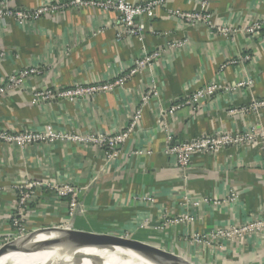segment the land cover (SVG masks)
Masks as SVG:
<instances>
[{"label":"crops","instance_id":"crops-1","mask_svg":"<svg viewBox=\"0 0 264 264\" xmlns=\"http://www.w3.org/2000/svg\"><path fill=\"white\" fill-rule=\"evenodd\" d=\"M5 1L11 8L25 10L47 2ZM162 1L164 7L142 19L140 38L117 39L116 13L90 8L69 7L21 24L0 21V50L5 53L0 62V82L25 67L42 70L25 81L24 93L11 91L0 98V128L9 133L51 127L64 133L111 135L127 125L151 81L156 82L160 93L159 99L143 107L140 127L122 145L118 158L108 163L102 150L92 144L55 142L20 148L0 141V247L10 232L9 216L16 201L13 185L29 180L83 188L79 211L71 219L66 200L42 188L29 206V233L66 227L146 243L189 264H264V238L259 235L247 238L242 247L234 241L211 247L190 242L196 233L207 237L215 229L264 218V138L216 154L195 155L183 173L164 153L168 135L174 143L220 131L256 129L264 136V110L236 118L227 114L229 109L264 97V30L254 36L245 32L264 16V0H211L205 12L198 0ZM169 11H200L210 16L215 27L229 29L228 33L223 36L200 23L189 25ZM177 42H182V47H170ZM156 50L162 52L151 67L111 92L74 101L37 105L29 101L31 88L112 81L143 51ZM244 55L250 60L230 63ZM247 77L252 81L250 86L234 87ZM211 82L224 89L203 102L197 112L183 107L172 115L164 113ZM231 195L236 199L231 201ZM202 197L216 199L219 204H189V200ZM185 213L194 221L165 224L160 229L165 221ZM55 250L24 264L62 263L84 253L78 249Z\"/></svg>","mask_w":264,"mask_h":264},{"label":"built area","instance_id":"built-area-1","mask_svg":"<svg viewBox=\"0 0 264 264\" xmlns=\"http://www.w3.org/2000/svg\"><path fill=\"white\" fill-rule=\"evenodd\" d=\"M200 8L205 12L211 0H198ZM73 7L77 9H97L102 12L116 13L117 18L114 21V27L117 30V39L132 36L140 38L144 28L142 19L150 17L153 11L157 8L164 7L162 0H144L138 2H131L129 0H47L41 3L32 10L14 9L7 5L5 0H0V21L12 20L17 24L26 23L28 21H37L40 17L55 14L66 8ZM175 14L177 18L189 25L197 23L204 24L208 29L216 30L221 35L228 33L227 28L215 27L211 22L208 14L199 12H185L169 11ZM264 30V16L255 20L250 26L245 29V32L254 36L259 31ZM182 42H177L170 45V47L180 48ZM160 50L153 52H142V55L133 61L126 72L112 81L97 84H86L82 86H73L67 88H42L37 90L31 88L30 103L37 105L46 102H55L58 100L74 101L75 99L92 98L99 93H108L117 88L123 87L127 80L141 72L144 68L151 67L156 59L161 55ZM4 52L0 50V62L4 57ZM250 60L249 55L237 57L232 60L231 64H240ZM42 70L37 67H25L17 72L9 75L0 82V98L7 95L11 91L24 93L25 81L33 76L39 75ZM251 79L248 77L243 81L238 82L234 87L250 86ZM234 87H230L233 89ZM219 84L214 82L196 90L191 95L186 97L182 102L173 104L164 113L172 115L177 110L188 107L193 112H197L202 106L203 102L209 101L212 96L220 90H223ZM228 89V88H227ZM230 89V90H231ZM160 93L155 81H151L148 89L140 98V102L131 113L127 125L117 133L103 134V133H64L57 132L51 127H46L44 130H31L23 132L9 133L5 129L0 128V141L7 144H16L20 148L35 145V144H53L55 142H66L76 144H92L102 150L104 154L105 163L111 162L118 158L122 145L127 141L131 134L140 127L142 121V109L150 101L159 99ZM264 110V97L258 100H252L247 106L237 109H229L227 114L230 117L236 118L239 115L248 113H257ZM264 136L256 129L246 130L243 132H227L220 131L217 133L202 135L182 143H174L172 137L168 135V144L165 147L164 153L173 159V165L182 173L188 167L191 159L195 155L216 154L219 151L232 146H246L253 144ZM143 152V151H142ZM141 152V153H142ZM139 153V154H141ZM262 161L264 163V146L262 148ZM47 188L52 191L58 198L66 200L67 216L69 219L73 218L79 211V194L83 190L81 187L71 185L69 183H47L44 181H23L13 185V190L16 192V201L9 216L10 232L2 239V245L21 239L29 233L26 225V218L29 211V206L33 199L38 195L42 188ZM231 201L236 199L235 195H231ZM142 200L153 203L154 199L151 197H143ZM185 200L188 197L185 196ZM193 206L200 204L217 205L219 201L202 197L199 200L191 201ZM194 218L189 213H185L179 218L165 221L160 229L164 228L166 224H178L183 222H193ZM62 228V227H61ZM259 235L264 238V218L255 217L242 224L230 225L215 229L205 237L199 233L190 236V242L198 245L205 244L209 247L221 241H234L237 246L245 245L247 238Z\"/></svg>","mask_w":264,"mask_h":264},{"label":"water","instance_id":"water-1","mask_svg":"<svg viewBox=\"0 0 264 264\" xmlns=\"http://www.w3.org/2000/svg\"><path fill=\"white\" fill-rule=\"evenodd\" d=\"M91 240H102V243L91 244ZM66 242H71L80 249H133L151 256L154 254L153 256L155 257H157V254L162 253L168 260L180 259L186 262L185 259L177 255L146 243H140L132 239H123L109 235H97L93 233L74 231L66 227H53L43 231L31 232L21 239L2 245L0 247V258L10 254L29 255L47 250L55 244H63ZM5 264L11 263L5 262Z\"/></svg>","mask_w":264,"mask_h":264},{"label":"bare ground","instance_id":"bare-ground-1","mask_svg":"<svg viewBox=\"0 0 264 264\" xmlns=\"http://www.w3.org/2000/svg\"><path fill=\"white\" fill-rule=\"evenodd\" d=\"M91 244L102 243V240H91ZM55 248V253L60 251H65L67 249H78L84 251V253L78 255L77 259H71L69 261H65L62 263H53V264H189L177 260H168L165 258V255L159 253L155 256L147 255L146 253L139 252L138 250L133 249H97V248H85L80 249L75 244L71 242H66L63 244L53 245L47 250L40 251L37 253L23 255V254H10L7 256H3L0 259V264H5V262H9L11 264H24L28 260L33 257L43 254ZM54 253V254H55Z\"/></svg>","mask_w":264,"mask_h":264}]
</instances>
